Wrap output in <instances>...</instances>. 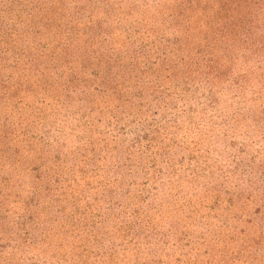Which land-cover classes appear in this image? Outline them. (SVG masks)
Instances as JSON below:
<instances>
[{"label": "rangeland", "instance_id": "obj_1", "mask_svg": "<svg viewBox=\"0 0 264 264\" xmlns=\"http://www.w3.org/2000/svg\"><path fill=\"white\" fill-rule=\"evenodd\" d=\"M187 1L0 0V264H83L82 253L93 264H115L112 254L121 264H181V248L192 236L179 219L184 199H204L210 188L214 196H264V97L245 105L253 90L262 93L264 0H257L260 12L252 0L242 12L256 15L251 23L259 30L250 37L258 51L243 59L246 49L237 40L248 26L232 35L219 54L222 77L213 83L183 69L195 50L181 21ZM8 27L15 32L6 34ZM235 78L246 82L232 90ZM6 89L18 101L9 102L10 114L16 110L32 122L33 111H42L33 156L24 152V137L3 141L12 134L3 123ZM143 119L149 132L138 125ZM206 125L210 130L200 131ZM218 125L229 135L217 133ZM140 138L142 145L150 140V150L127 153ZM231 144L241 160L228 154ZM215 158L223 171L238 168L240 176L231 179L237 187L218 171L187 185L186 172L199 170L191 163ZM61 171L77 179L76 193L64 198L52 186ZM22 229L30 241L44 242L29 262L16 242ZM124 234L137 253L123 244Z\"/></svg>", "mask_w": 264, "mask_h": 264}, {"label": "trees", "instance_id": "obj_2", "mask_svg": "<svg viewBox=\"0 0 264 264\" xmlns=\"http://www.w3.org/2000/svg\"><path fill=\"white\" fill-rule=\"evenodd\" d=\"M156 1L158 2V0H155V2ZM249 2L250 0L187 1L185 5L188 10V15L187 17H183L181 21L186 25L187 38L190 40L195 50L185 59V61L189 63L187 67H183L185 72L194 70L196 73L195 76H199L200 74L198 75V73L205 75V78L201 79L205 83L220 81L222 77V71L225 69V62H222L219 58L220 53H226L222 52L223 45H229L228 43L232 38V35L239 33V31L246 26H248L249 29H247L246 33L241 35L240 39L237 40V44L240 46V48L246 49V51L243 53V59H247L248 54L252 55L258 51L260 47L259 43L257 44L256 42H252V37H250L251 33L259 30L257 27H254L253 23H251L253 19H256V15H251V19H249L248 16H244L242 14V12L250 6ZM252 2L253 3H251V5H253L257 11H259L260 5L258 1L252 0ZM236 13H238V16H235ZM14 32L15 29H12L11 27H8L6 30V34H13ZM202 36L204 37L203 39H201ZM132 38L139 44V50H141L143 43L140 42L139 34L132 35ZM178 42L180 43V37L178 38ZM44 48L45 47H42V50ZM207 48L208 51L206 50ZM227 48L229 49V46ZM37 49L39 50L38 47ZM181 60L183 64L184 58ZM258 64H260L259 61L257 62V65ZM185 65H187V63ZM244 82L246 81L241 78H235L229 82V87L230 89L234 90L242 86L241 84ZM261 82L262 87L260 89L262 90V93L260 92V96L255 95V90H253V97L247 99L245 101V105L249 104V106H252L260 98L263 99L264 77L262 78ZM8 91L9 89H6V92L3 96L5 101L4 106L8 108L4 109L6 113V119L3 123L5 128L11 130L12 134L10 138L6 137L3 141H10L11 139V141L18 142L20 138L24 137L25 143L28 145V147L24 149V152L33 156L35 154V147L33 146L34 143H32L31 140H34L33 138H35V135L38 134L36 133L37 130L35 131V129H38V127L43 123V119H41L42 111L41 109H36L33 111V116H36V119L32 122L30 121V117L23 119L22 114L18 113L16 110L10 114L9 107L11 104H9V102L12 101V103L17 104L18 101L13 102L14 99L12 100V96L10 97V93H8ZM207 93L211 92L208 90ZM47 100L48 97H46L39 105H44ZM183 111L186 112V109H183ZM196 112H198L197 109L193 111L192 114ZM219 119L220 118L218 117L217 121L221 122ZM146 120L147 119L138 121V125L142 126L146 132H149L151 127L148 125L149 123H147ZM228 120L232 121L233 118ZM62 126L63 123L59 122V129H62ZM220 127L221 125L214 127L216 128L215 131H217V133L223 137L229 135L230 131H224V133H222V131L219 129ZM18 130L22 133H19ZM67 130L73 131V129L70 128ZM209 130L210 129L208 125H206L204 128H201L200 131ZM42 136V138H45V133H42ZM25 137L28 139H25ZM142 139L143 138L136 140V142H134L135 146H127V153H132L134 147L136 146H139V150H144L145 153L146 151H149L151 148V145L149 146L150 140L149 143L142 145ZM77 140L78 139H76V142ZM38 142L42 144V140H38ZM123 146L125 145L123 144ZM17 148L15 147L13 151L15 155H17L20 151ZM228 150H230L228 154L232 152L231 156L236 158V161L238 159L241 160V152L239 155H235L234 146L232 144L229 145ZM198 160L200 159L195 160V162L198 163ZM236 161L233 162L240 166V164H237L238 162ZM218 162H221V160L215 158L212 161L202 159L201 165L199 166L191 163L194 168L199 167V170L197 171L196 169H193L189 172H186L185 180H187V185H198L201 181L200 179H207L212 171H218L222 178L230 182L233 187H237L238 185L234 184L235 182H232L231 179H235L240 176L238 168L233 170L227 169L226 171H223V169L217 168ZM202 173H205L206 175L202 176ZM158 174L161 175L165 173L159 171ZM75 177L76 175L70 171H68V173H63L61 171V173L56 174V180L52 181V186L54 187V190L56 191L59 198H64V196H66L68 193H76L77 179ZM68 178H73L74 181H71ZM166 178V175H164L162 178L164 186L169 185V180ZM240 180L242 181V178ZM186 182L183 183L186 184ZM246 184H248L247 180ZM189 189L194 191L195 187ZM212 190L213 189L210 188L209 190L205 191L206 196L204 199L200 198L196 202L184 199L181 205L179 219L184 227L191 229L192 236L190 239H187L186 244L184 243V246L187 249L181 248V251H185L182 253V257L185 260L179 262L181 264H264V196L256 197L255 201L254 198L249 195H244L239 199H235L236 196L232 191H226L225 195L227 196L223 197L220 193L214 196V194H212ZM149 194L150 191L146 195L150 196ZM178 202L180 203L179 200ZM29 204L30 203H27V205ZM251 208L257 211L255 212L256 214H260V223H256L253 220L251 212H249ZM15 216L16 213H14L13 217L11 218H14ZM134 216H136V214ZM242 223L249 225V228L243 230V227H240V224ZM19 225L24 226V223H19ZM126 237L127 235L124 237L122 235L121 237L123 238V244H129L128 246L131 249H134L133 252L137 253L138 249L133 248L132 241H128V243L126 241ZM16 242L21 247L20 251H22V255L26 256L25 261L27 262L34 259L33 256L35 254H42L41 246L44 244L42 239L35 242L30 241L27 235V230L25 229H22L20 235L17 237ZM182 242L183 241H180L181 244ZM112 255V257L108 258L110 259V262L121 264L122 259L120 260V263H116L113 259L117 256H115V254ZM192 255H195V257H192ZM77 258L78 261H82L83 264L84 262L86 264H93V262L96 263L95 261H97L93 260L92 263H87L83 253L78 255ZM100 262V264H104V261Z\"/></svg>", "mask_w": 264, "mask_h": 264}]
</instances>
